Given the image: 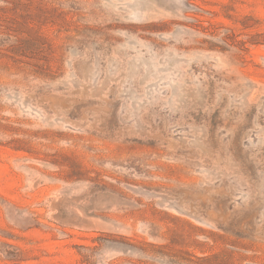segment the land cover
<instances>
[{"label":"rangeland","instance_id":"374dc122","mask_svg":"<svg viewBox=\"0 0 264 264\" xmlns=\"http://www.w3.org/2000/svg\"><path fill=\"white\" fill-rule=\"evenodd\" d=\"M0 264H264V0H0Z\"/></svg>","mask_w":264,"mask_h":264},{"label":"trees","instance_id":"16d2710c","mask_svg":"<svg viewBox=\"0 0 264 264\" xmlns=\"http://www.w3.org/2000/svg\"><path fill=\"white\" fill-rule=\"evenodd\" d=\"M84 262H88V257L85 258Z\"/></svg>","mask_w":264,"mask_h":264}]
</instances>
